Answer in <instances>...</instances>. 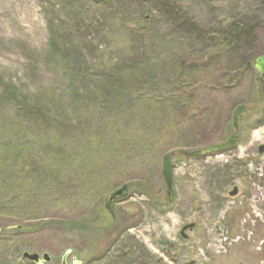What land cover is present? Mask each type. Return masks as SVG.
<instances>
[{"label":"rangeland","instance_id":"obj_1","mask_svg":"<svg viewBox=\"0 0 264 264\" xmlns=\"http://www.w3.org/2000/svg\"><path fill=\"white\" fill-rule=\"evenodd\" d=\"M233 21L253 28L250 46L212 44ZM263 53L262 0H0V209L18 199L0 214V264H33L23 251L48 252L40 264H264V92L251 70Z\"/></svg>","mask_w":264,"mask_h":264},{"label":"water","instance_id":"obj_2","mask_svg":"<svg viewBox=\"0 0 264 264\" xmlns=\"http://www.w3.org/2000/svg\"><path fill=\"white\" fill-rule=\"evenodd\" d=\"M256 69H258V73H259V78L262 84H264V55L260 56L256 59V63H255ZM243 107L240 106L238 108H236V110L234 111V117H233V123H234V127L237 128V119L239 114L242 113L243 111ZM237 143V139L236 138H229L227 139L226 142L223 143H219L216 145H210V146H205L203 148H197L194 150H188L184 152V156L187 158H195V157H205L206 155H210V154H217V153H221L226 151L228 148H231L233 146H235V144ZM258 153L262 154L264 153V143L260 144L259 148H258ZM162 175H163V179L165 181V185H166V191L167 192V202H171L174 199L175 196V192H174V181H173V177H174V171L172 168V159H170L169 155H164L163 156V162H162ZM127 187L126 186H122L119 189L113 191L112 193L108 194V197L106 199V204L109 206L113 201H117L120 198H123L125 196H127ZM239 192V189H237L236 187L233 188L232 191H230V195L235 196L237 195ZM194 225H187L185 227L182 228L181 230V235H184V232L189 229V228H193ZM68 253V252H67ZM23 258L28 260L31 263H36V264H40L41 262H50L51 261V256L48 252L43 253L42 255H40L39 253H30L28 251H23ZM67 259V254L63 257L61 264H69L66 261Z\"/></svg>","mask_w":264,"mask_h":264},{"label":"trees","instance_id":"obj_3","mask_svg":"<svg viewBox=\"0 0 264 264\" xmlns=\"http://www.w3.org/2000/svg\"><path fill=\"white\" fill-rule=\"evenodd\" d=\"M262 5L264 7V0H262ZM222 28L221 31L218 33L220 35V37L218 38V40H216L217 38H211L210 42L212 44H218V46H227V48L231 47V48H235V49H239V48H245L250 46L249 44L252 43V41H254L255 38V33L252 27H249V25H247V23H243L242 21H233L232 23H223L222 22ZM4 94L0 93V99L2 100V96ZM7 101L6 97L4 99V103ZM33 105H29L28 110H30L31 112V116H43V118L46 120H52V123L55 125V121L56 117H54L52 114L49 115L48 113V109L47 107L41 108V105H38L39 107H30ZM43 109V110H41ZM5 114V111H4ZM50 117V118H49ZM52 118V119H51ZM5 150H7L8 153H10L11 155H13V158L15 160V162H17V164L19 166H21L23 163L26 166V168L29 170L33 167L32 164L29 163V158H25L26 159V163L23 157H26L24 153V146L17 144V143H13L10 142L6 144V147L4 148ZM3 151L0 149V160L3 158ZM25 155V156H24ZM42 163V162H41ZM40 163V164H41ZM46 165L45 164H41V167L43 170V173L46 172L47 170L44 169ZM41 173V172H40ZM13 199V198H11ZM10 199V201L5 200L4 203H2L3 205V209H0V214L1 213H5L8 210H10V208L14 205H16V202H18L17 198L13 199V201ZM8 201V202H7ZM11 228H14V230H21L23 227L21 225H13Z\"/></svg>","mask_w":264,"mask_h":264},{"label":"flooded vegetation","instance_id":"obj_4","mask_svg":"<svg viewBox=\"0 0 264 264\" xmlns=\"http://www.w3.org/2000/svg\"><path fill=\"white\" fill-rule=\"evenodd\" d=\"M263 54H261L260 56H263ZM259 56V57H260ZM258 58V57H257ZM256 58V59H257ZM255 63H256V60H255ZM255 63L252 65L253 67L251 68V70L253 71V73H255L257 75V78H259V73H258V69H256V66H255ZM260 80V78H259ZM261 82V81H260ZM262 84V83H261ZM263 92H264V84H262V87L260 88ZM244 110V109H243ZM116 203V201H113L109 206L106 204L105 206L107 207L108 211L110 210L111 212L114 211V206L113 204Z\"/></svg>","mask_w":264,"mask_h":264}]
</instances>
